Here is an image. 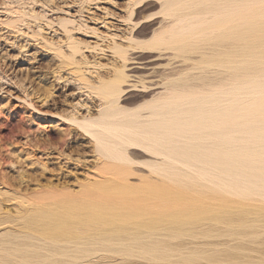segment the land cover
I'll use <instances>...</instances> for the list:
<instances>
[{
    "label": "rangeland",
    "instance_id": "1",
    "mask_svg": "<svg viewBox=\"0 0 264 264\" xmlns=\"http://www.w3.org/2000/svg\"><path fill=\"white\" fill-rule=\"evenodd\" d=\"M132 1L125 3L124 0H0V264H21L19 261L21 259L19 256L14 255L17 253L13 252L18 246L20 250H23L24 248L23 252H27L26 263L50 264L51 261H57L59 264H62L63 262L72 264L70 258L63 256L53 257L52 253L54 250L58 251L59 248L66 249L70 247L73 249L74 246H77L78 244H85L84 241L86 240L87 243L88 241L99 243V240L107 235L113 236V241H116L117 243L119 240H131L137 239L138 237L136 246H138V244L144 245L146 243L152 245V243L154 244L156 241V244L158 245L160 242L161 244L158 246L162 245L164 247V245H166L163 251H166L167 253L169 252V258L167 257L166 259L165 257L162 261L161 258L160 261H158L159 259L154 262L149 260L146 261L143 257L141 258L140 249L136 248L137 250H134L135 255L133 252L132 257L125 256L127 253L125 252V249L123 250L124 252H122L123 254L120 252L119 254L113 252L111 254V252H107L104 253L105 256L102 254V257H100L99 254L96 257L94 254L91 257V261L93 262L91 264H264V196H262L264 194V183L262 184L259 180L263 179L259 178L260 175H256V177L259 178L257 180L253 173H250L251 175H249V172L245 171L242 173L245 176H241L242 178H245H240L241 182L239 183H241V185L238 184L236 185L238 187L234 186L235 188H232L230 186L232 182L229 181L230 178L223 173V170L221 172V169L219 170L218 168V172L217 167H214L213 169L216 171L209 172V169H213L208 162H206L207 168L204 166L205 160L199 162L198 165L194 163L196 160H191V162L182 158L186 160L185 162H182L183 160L181 157L176 155L175 156L179 159L173 158V160L171 158L170 160V157L174 154L167 159L162 153H155L150 147L148 148V146H150L149 144L143 145L144 143L139 142V144L135 146L137 141L136 143L135 141L132 142L133 145L131 142L128 144L129 141L125 142L126 140L123 141V139L121 142V145L123 146H121L120 149L122 150L123 148H126L127 145L129 148L122 150L123 152L120 150V154H124L126 151V154L123 156L121 155V157L127 156L128 159L115 160V162L114 159H109L108 157H104V155V158H102L101 154H105L106 156V153H104L105 151L101 148L99 149L98 147H95L97 145L94 143L95 141L92 140L93 138L91 139V136L84 135L86 133H84L82 129L78 130L77 128L79 127H74L75 125L72 127V124L70 125L69 121L65 118V121L59 119L61 116L63 118L65 115H67L65 117L68 118V115L70 116L73 114V108H77V106L85 110L91 108V113H94L92 116L93 119L100 117V112L103 115V113L106 114L105 112L108 111V115H111L114 113L113 110L118 111L117 109L119 107H115V105L120 101V105H118L123 108V114H120V116H124L128 121L123 119L124 117H121L122 119L118 116L115 117H118V119H120L119 122L121 123L124 120V122H128L127 124H129L130 127L127 124H123L125 126L121 127L123 134H125H122L123 138L128 140V138H130L129 136L133 137L132 135L134 134L131 133L135 132L134 129L137 128V125L141 126L147 119L149 121V117L153 116L155 118L150 119L149 123L152 122V120L157 121L154 115H150L152 110H149V107L151 108L152 105L154 106L156 104L161 105L159 104L161 100L166 101L168 100L167 98L172 97L173 93L170 92H174V90L171 88H173V85L181 84V82L178 84L176 83L179 78L182 79V81L187 80L185 81L187 83H184L185 86L187 84L186 88L189 89H186L187 92L189 91L190 93L191 88V93L193 92L192 90H194L195 93L197 92V89L199 90L196 94H192L194 95L192 98H196V101L199 97L198 99L203 101L201 103L197 100V104H202V107L197 109H202L200 110L201 114H204V112L206 114L207 110H212L213 107H216V110L218 109L217 112L221 115H224L225 113L228 114L232 109L229 104H231L232 101L234 104L236 102V95H240L243 92V89L238 91L236 86L231 87L230 84H232V81H235L234 71L231 69L230 71L232 72L229 71V68L224 71L223 67L221 68L211 62H209V64L207 63V66L203 68L202 62L198 61L199 58L201 59V57H199L200 55L196 56L194 53L188 51L189 48H192V44L188 41L186 43L183 42L182 44L177 42L183 35L180 37L177 36V39L175 37V40L174 38L173 40L174 42L177 40L176 44H181L179 48H184L185 46L183 44H186L187 48L185 47V49H183L184 52H181L182 50H175L178 49V47H174L175 45L173 43H171V46L173 45L172 50L171 48H167L169 46L168 41V46L163 45L164 43H167L165 41L162 44L163 47L160 45V49L158 45L161 43L159 42L157 45L156 41H154V38L156 37V35H154L155 32L158 37L164 34L163 30L164 32L166 31V34L169 33L171 30L170 28L176 24L174 21L177 20L179 13L180 15L182 14L181 12L186 9V6L190 1L186 4V2H184L186 0H178V9L176 0H168L171 1L168 3L171 5L165 4V1L167 0H164V2L163 0ZM191 1L193 2V0ZM202 1L203 5L204 3L206 5V2H208L210 3L209 5L212 4L215 6L221 0ZM249 1H247V3L245 1V5L241 6L240 0L239 3L238 0H233V13H231L229 17H220V23L214 22L213 24L214 20L210 21V19H214L211 14L210 16H205L206 14L203 16L208 17L209 19H207L206 22V25L208 24L207 28L203 26L202 28H205L206 32L211 34L208 33V35L204 32L205 35H202L203 37L200 38L201 35L199 33L203 34V32L199 31H203L202 28L196 31L198 35H200L199 37L196 32H191L189 34L192 38H196L195 41L199 40V38L201 39L199 41H202L201 44L203 43V45L197 42L195 43V41L193 42V45L199 44L201 46L199 51L201 53L203 51L206 52H203L202 55L207 54L210 58L212 51L210 52L209 50L213 49L214 46L210 45V48H207L211 54L205 48L209 46V43H213V41L211 42L212 39L210 36H212L215 42V37H220L222 35H217V32H211L208 28L211 24H213L211 25V28L212 26L214 27V25H226L227 22H233V25L242 24L248 20L247 16L249 15L254 17H250L252 21L253 19L256 20L259 16L260 20L257 18L255 23H261V20H263L261 15L262 12H264V9L261 10V15H259L260 11L257 10L258 8H264V2H262L263 5L261 4V1L263 0H260V3L255 0L256 4H252L254 0H251L253 1L252 3L250 2L252 5ZM192 2H190L191 4L189 3V5H192ZM172 3L176 4L177 7ZM182 3L183 5L185 3L186 6H183ZM248 3L252 8L249 7V5H246ZM258 4L260 5L258 6ZM180 5L185 8H180ZM189 5L187 7H189ZM253 5H255V7ZM199 6H201L199 7L200 9L202 7L205 9L201 2ZM207 6L206 8L211 7ZM245 6L247 7V10L245 9ZM180 9L183 10L180 11ZM189 9L190 8L187 10L189 11ZM187 10H185V12H187ZM234 12L236 16L234 15ZM251 13H253V16ZM255 14H257V17H255ZM231 15H233L234 18H232ZM230 17L232 20H230ZM170 25L172 27H170ZM262 25H260V29H263L264 25ZM168 26L170 28H168ZM244 33L249 35L252 34V32ZM111 34L115 37H111ZM178 37L180 39H178ZM184 37L186 40L189 38L191 39V37H188L187 35ZM206 41L209 42L208 45L206 44ZM118 43L121 45H118ZM152 44L154 47L156 46V49ZM215 44L216 43H214V45ZM199 45H197L198 48ZM151 46L155 50H153ZM218 49L220 50V47ZM183 57L195 58H190V61L183 63L185 61H183ZM71 59L72 61L76 60L74 61V63L76 62L74 65L73 62H71ZM192 59L193 61L191 62ZM196 59L197 62L194 61ZM204 59L201 60H204L203 63L208 62L206 61L208 60V57ZM195 62H200L201 66L198 67L197 65L199 63L196 64ZM211 66L215 67L211 68ZM137 67L139 68L137 69ZM218 67L219 70L217 69ZM118 68H122V70ZM205 72L207 74H204ZM81 73H83L84 76ZM122 73L123 75L126 74V76L124 75V77H126L125 79H127V81L131 80V82L135 81V79L140 81L142 77H144L142 80H147V78L156 79L159 77L157 81L161 78L162 80L160 79V81H164V83L166 78H168L166 79L167 82L169 80L172 81L175 78L174 80L176 84L174 83V80L172 83L169 81L168 83L166 82L167 84L165 83L162 85V87L164 86V90L157 91L146 88L150 91L145 89V93L144 91L142 92L144 88H142L141 84H138L137 87L139 88L140 86V90L142 89L141 92L137 88L135 90L138 92L123 87L116 96L117 98L120 93H123L119 96V101L115 97V101L113 99L112 102H110L111 100H103L105 97L102 93L104 92L101 91L104 90L106 94L107 90H105V87L107 85L101 87V81L105 80V83L114 84L121 80L119 75ZM127 73L130 74L128 77ZM223 73L227 75H222ZM228 73H233V78L231 76L232 74L229 75ZM256 73L257 75H255ZM131 74L134 78L136 76L137 78L134 79L132 77V79H134L132 80ZM249 74L250 73L240 77L241 80H243L242 78H245L244 80L247 81L252 74L254 77L251 76L249 79H252L254 82V80L258 78V80H255L256 83L258 82V85L248 79L251 86L249 85V88L247 87L244 89V92L246 90V94L244 93L246 96L243 95L242 97L241 94L240 97L238 95L236 102L237 105H232L235 108L236 106L239 108L238 105H241L242 102L247 101V104L250 102V110L256 113H251V116L258 119L252 122L248 121L249 124L251 122L250 125H252L254 122V125L256 126L259 123L262 125L263 122L258 120L260 117L264 120V98H262L264 97V85L260 84V73L252 71L250 76ZM123 75L121 77H123ZM163 75L167 77L165 78ZM204 75L207 76V80H205L206 82H201L202 78L203 80L206 79L204 78ZM228 75L230 78L226 79ZM169 77L172 78V80ZM188 78L190 79L189 81ZM219 79L220 81L223 79L224 84L230 86H225L223 80L221 81L222 84H220L221 82ZM88 81L89 85H93L95 90L98 88L97 90L101 93L96 90L98 93L95 94L94 89V93L92 90L89 91L90 86L86 84ZM169 83H171L172 87H169L170 85L167 86ZM252 83L253 86L257 87H253V89ZM82 84L84 87H87L85 88L86 91H84ZM188 84L190 88L188 87ZM98 85H100V88H103V90L96 87ZM165 85L169 87L167 89V92L169 91V95L166 96L167 98L163 95L164 92L167 93L165 91ZM216 85L225 86L227 88L231 87L230 92H227L230 96L229 98H232V95V99H234V97L235 99H228L226 90L229 89H223V87L220 89ZM259 85H263V87ZM258 86L263 89L257 91V89H259ZM107 87L110 89L111 86L108 85ZM232 88L235 92H231ZM250 88L252 89V93L250 92ZM255 88L257 93H255ZM124 89L127 90L123 91ZM214 89H220L222 92L218 90L217 93ZM212 91L213 94H211ZM214 91L215 94L218 95L217 97L213 96L215 95ZM236 91L238 92L236 93ZM159 92L163 95L161 96V99L159 97ZM259 92H262V94L260 95ZM223 93L226 94L223 95ZM234 93L236 94L235 96L233 95ZM253 93H255V95ZM195 95H197V97ZM248 95H254L252 96L254 99L250 97L252 102L248 101V99L250 100ZM189 96L191 98V95ZM211 96L213 98L215 97V99ZM100 97L103 100L104 105L106 104L104 107L105 111L104 109L101 111L99 110L100 104L103 103ZM218 97L219 99H217ZM226 97L228 99H226V101L230 102L229 104L224 100ZM47 98L48 100L46 101L45 99ZM156 98H159V100ZM190 98H188L189 101L187 100L186 103L195 105L196 102H190L192 99ZM207 98L210 102L212 99L213 102L217 100V102L214 103L215 105L211 102L213 107L212 105H210L211 108L208 106ZM241 98H247V100L242 101ZM204 100L206 102H204ZM108 101L110 104L112 103L111 105L116 103L114 107L109 106V108H114L111 109L112 113L109 112V108V110H106V107H108L107 104L109 103ZM218 102H220V104L217 105L216 103ZM83 103L88 105L85 106ZM223 103L227 105H224ZM69 104L72 107V111ZM221 104L226 106V108ZM189 105L186 107L187 111L188 108L193 106L190 105L189 107ZM198 105L200 106V104ZM217 106L225 108V111L222 112L224 109L221 108V111ZM205 107H207V110ZM203 108L206 111H204ZM152 109L155 108L153 107ZM98 110L100 112H98ZM119 110L121 111L122 109ZM124 110L128 113L124 112ZM191 110L192 108L189 109L188 113ZM197 110L196 108L195 110L193 109L190 113L191 115H188V118L193 117ZM130 111L134 114L138 112L140 115L138 113H136L135 116L133 113V115H130ZM208 112H210V110H208ZM97 113H99L98 117ZM125 113L128 114V117ZM148 113L150 115L149 117ZM233 113H235V117L239 116L238 118H240V120L241 118L246 117V115L242 112H238V110L237 112L234 110ZM257 113L259 117L255 116ZM51 115L52 117H50ZM56 115H59L58 118ZM114 115H118V113H114ZM129 115L134 121L129 118ZM138 115L143 118H148L143 120L142 118H139ZM115 117L112 119L115 120ZM134 117H138L137 119L139 121L142 120L144 122H141V125L138 123L135 124L137 119ZM112 119L110 120L112 121ZM157 119H159L158 116ZM148 121H146L147 123H144L145 127L146 124L148 127L149 125H153V123L149 124ZM130 122H133L134 124H130ZM247 123L244 124L247 125ZM244 124L240 127L241 130L239 132H243V136L245 137L247 135L244 134H248L247 139L249 138V140L245 139L242 136V133H238V138L237 131H235L238 127L235 128V125L233 124V129H235L233 130V135L238 139H235L236 143L230 139V136L232 137V135L229 134L232 133L230 131L231 129L226 128L224 130L225 136L223 139H220V141L218 140L219 145L222 147L218 146V142L217 147H220L222 150L223 146H226L228 149L225 147L223 150L228 151L238 142V144H240V142L243 141L245 142L243 144L249 145L248 141L250 140L252 145H249L251 148L248 146L249 150H253L252 147H255L257 143L260 146L259 134L261 132L264 133V131L260 132L261 128L264 130V125L259 129L260 124L257 128L256 126L250 125H247V128H244ZM143 126H141V128ZM145 127L142 129H145ZM253 127L257 130L253 129ZM141 128H137V130H141ZM226 131L227 133L230 131L228 133L229 136L226 134ZM257 131L259 132L257 133ZM190 132L191 135H193L192 128ZM205 135L201 134V136H203L200 138L201 140L198 139L200 135H194L198 139L196 141L195 138H192L194 136L187 138V136H189L187 133V136L185 135L182 137L183 139L180 138L182 141H184L185 138L183 143L179 140L180 146L184 144L189 147V144L191 146V143L195 144L198 142L195 144V148L197 147L196 149H198L201 146L200 148L202 149L210 143L207 141V135ZM112 138L113 136L111 139ZM108 139L109 138H107V141ZM202 140L208 143L204 142L206 144L204 145ZM255 140L257 143H255ZM231 142H233V145ZM228 144L232 146H229ZM142 145L144 147H142ZM191 147L194 149V146ZM97 148L103 153L98 154L100 151H98ZM188 149V151H190V147ZM192 149L191 151L196 150ZM235 149L237 150L236 146L231 150ZM191 151L188 153H191ZM259 151L261 152V150ZM259 151H256V153L258 154ZM233 153L236 152L234 151ZM59 155L60 157H58ZM185 157L188 158L189 156ZM106 158L108 160H106ZM180 160L182 164L177 162ZM167 162L170 166L167 165ZM172 162L175 163L173 164ZM154 163L165 169L163 170L160 166H153ZM162 163L163 165H161ZM200 163H204L203 166H201L202 164L200 165ZM193 164L196 165V169L192 167L194 166ZM197 166L200 169L206 168L207 173H209L210 176L209 174H207L208 176L206 175V169H203V172L202 169L200 170ZM167 167H172L173 170H169ZM194 170H196V173ZM198 171L201 172L198 173ZM174 173H180L181 176L175 177ZM220 173L222 176H219ZM198 174H202V176L200 175L201 177H199ZM205 175L212 181L207 182L208 179ZM248 175H253L252 177H254L257 182H254V178L249 179L250 177H248ZM220 177L224 179L226 178L227 182L226 179L224 181V179H221ZM215 178H218L219 180ZM244 179L248 184L244 182ZM213 182L215 184L212 186ZM255 185H259V187L257 188ZM239 186H242V189L239 188ZM261 187L263 188L262 191L260 190ZM235 189L237 193L234 192ZM254 189L255 191H259L255 193ZM223 190L226 191L224 192ZM229 191L232 192L233 195H229ZM167 195H169L168 199H166ZM227 217L231 218V222H229ZM195 218L198 219L196 220ZM217 218L223 219L217 221ZM120 235L122 239L119 238ZM54 244H56V247H54ZM27 246L35 248L31 251V247L27 248ZM162 246L161 248H163ZM86 247L91 251L98 250L99 248L98 244H90ZM166 247L168 251L165 250ZM3 248L11 250V255L6 256L8 258L5 261L3 260L5 259ZM82 248L84 249L85 246L83 245ZM34 250L35 252H33ZM165 254L166 253H164V256ZM31 257L32 260L30 261Z\"/></svg>",
    "mask_w": 264,
    "mask_h": 264
},
{
    "label": "bare ground",
    "instance_id": "2",
    "mask_svg": "<svg viewBox=\"0 0 264 264\" xmlns=\"http://www.w3.org/2000/svg\"><path fill=\"white\" fill-rule=\"evenodd\" d=\"M125 1V3H129V2H131L130 0H124ZM168 1V0H167ZM165 1L166 3L165 4H167V5H171V4H168V3H170L171 1ZM173 1V0H172ZM177 1V4H178V0H176ZM180 1V0H179ZM184 1V0H183ZM183 1H181V2H183ZM192 2L191 0H186V1H184V2H186V4H187V2ZM214 1H216V0H214ZM218 1H220V0H218ZM241 2H240V4H241V6L242 5H245V1H246V3H247V1H249V0H240ZM260 0H257L256 2H258V3H260L259 2ZM133 2V1H132ZM163 2H164V0H163ZM175 2V1H174ZM189 2V3H190ZM200 2H201V4H202V6H204L205 5V3H204V5H203V1L202 0H193V2H192V5H189V3L187 4V6L189 5V7H187L186 6V4L184 3V5H183V3H182V5L183 6H186V9L185 10H187L188 8H190L189 9V11L187 10V12H185V10H183L185 7H182V5H180V8H183V9H180V11L181 10H183L181 13V15H180V13H179V16H178V18H177V20H173L174 22H176V24L172 27L171 25L173 24V22H172V24L170 25V27H172V28H170L169 26H168V28H170L171 30L169 31V29H168V31H169V33H167L166 34V31L164 32V30H163V33L165 34H162V35H160L159 37L157 36V33L155 34L154 33V35H156V39L154 38V41H156V43H157V45L159 44V42L161 43V44H159L158 45V47H160V45H162L165 41L167 42H169V46L167 45L168 44V42L167 43H164L163 45L164 46H168L167 48H171V50H172V46H171V43H173L175 46L174 47H178V49H175V50H179V51H181V52H184L183 51V49H185V47L187 48V46H186V44H183L185 47L184 48H179L180 47V45L184 42V43H186L187 41L188 42H190L191 44H192V48H189L188 49V51L189 52H191V53H194L196 56L197 55H200L199 57H201V59L199 60L198 59V61H200V62H202V64H203V68L205 67V66H207V63L209 64V62H211V63H214V64H216L217 66H220L221 68L223 67V69H224V71H226L225 69H228L229 68V71H230V69L232 70V71H234V78H235V81L233 82L232 81V84H230L231 85V87H233V86H236V87H234V88H236L238 91H240V90H242L243 92L241 93L242 94V97H243V95H244V93L246 94V90H245V92H244V89H246L247 87L249 88V85L251 84L249 81H248V79L252 76V77H254L252 74H251V72L252 71H257L258 73H260V76H261V79H260V84H263L264 85V12H262V15H261V10H263L264 8H261V9H259L258 7V10L257 11H260V14L259 15H261V17H262V19L263 20H261V23L260 22H257V23H255L256 22V20H257V18H258V20H260L259 19V16L257 17L256 15L257 14H255V17H257L256 18V20H254L253 19V21H252V19L251 18H254V17H251L250 15L249 16H247V18H248V20L247 21H245V22H243L242 24H235V25H233L234 23L232 22V23H229V22H227V24L226 25H221V26H215L214 25V27L212 26V28H211V25H213L214 24V22L216 23V22H219L220 23V17H222V18H224V16L225 17H229V15L231 14V13H233V0H221L218 4H216L215 6H213L212 4L211 5H209L210 3H208V2H206V5L204 6L205 7V9L202 7L201 9H203V10H201L199 7H201V6H199V4H200ZM252 3L253 1H249V3ZM254 2H255V0H254ZM252 3V4H256V2L255 3ZM262 2H264V0L263 1H261V4H262ZM135 3V2H134ZM176 3V2H175ZM194 3V4H193ZM208 3V4H207ZM238 3H239V0H238ZM246 4V5H249V7H251L252 8V6H250V4ZM172 4H174V3H172ZM181 4V3H180ZM191 4V3H190ZM239 4V5H240ZM251 4V5H252ZM264 4V3H263ZM262 4V5H263ZM127 5V4H126ZM174 5H176V4H174ZM194 5V6H193ZM211 6V7H209V8H206V6ZM237 5V4H236ZM238 5V6H239ZM260 4H258V6H259ZM173 6V5H172ZM190 6H192V7H190ZM207 6V7H208ZM254 7H255V5H253ZM257 6V5H256ZM176 7H177V5H176ZM240 7V6H239ZM246 7V6H245ZM260 7H263V6H260ZM129 8H131V7H129ZM128 8V9H129ZM179 8V4H178V7H177V9ZM244 8V7H243ZM133 9V8H132ZM170 9V8H169ZM237 9H238V7H237ZM246 10H247V7L245 8ZM245 10V11H246ZM253 10V9H252ZM132 11V10H131ZM170 11H172V10H170ZM238 11H239V9H238ZM184 12V13H183ZM251 12V11H250ZM254 12V11H253ZM133 13V12H132ZM171 13V12H170ZM255 13H257V12H255ZM206 14V15H205ZM210 14L212 15V17L214 18V19H210V21H213V24H211V23H209V24H211L210 25V27L208 26V28H209V30L211 31V32H217L218 34L217 35H220V34H222L220 37L219 36H217V37H215V42H214V40H213V38H212V36H210L211 37V42L213 41V45L212 44H210L209 42H207L206 44L208 45V43H209V46L208 47H205L206 49L207 48H210V45L211 46H214V48L213 49H211V50H209V49H207V51L211 54L210 56V58H209V56H207V54H205V55H202V53L204 52H200L199 50H200V45L199 44H195V45H193V42L195 41V39L196 38H192L189 34L192 32H196L198 29L200 30V28H202V26L203 27H206L207 28V25H206V22H207V19H209L208 17H203L204 15L205 16H207V15H209L210 16ZM250 14V13H249ZM253 13H251V15H252ZM234 15H235V12H234ZM247 15V14H246ZM171 16V15H170ZM232 16V18H234L233 17V15H231ZM236 16V15H235ZM242 17H244L243 15H241ZM253 16V15H252ZM131 17V16H130ZM129 17V18H130ZM251 17V18H250ZM174 18V17H173ZM231 18V17H230ZM232 18L230 19V20H232ZM237 19H239V18H237ZM218 20V21H217ZM225 20H227V19H225ZM128 21H130V20H128ZM210 21H208V22H210ZM222 21H224V20H222ZM222 21H221V23H222ZM235 21V20H234ZM240 21V20H239ZM238 21V22H239ZM226 22V21H225ZM237 22V21H236ZM224 23V22H223ZM240 23V22H239ZM263 24V25H262ZM204 25H206V26H204ZM218 25V24H217ZM260 25H262L263 26V29H260L261 27H260ZM212 30H211V29ZM166 30V29H165ZM202 30L203 31H199V32H203V34H201V33H199L200 35H198V33H197V35H198V37L200 36V38L201 37H203L205 34H204V32H206V29L205 28H202ZM208 30V31H209ZM167 31V32H168ZM221 32V33H220ZM244 32H252V34H245ZM159 33V32H158ZM209 33V32H208ZM207 32H206V34H208ZM159 34H161V33H159ZM209 34H211V33H209ZM208 34V35H209ZM181 35H183L182 37H180ZM185 35H187L188 37H191V39L189 38V39H185ZM203 35V36H202ZM213 35V34H212ZM115 37L114 35H112L111 34V37ZM177 36H179L178 37V39H180V40H176L178 43H181V44H179L178 45V43L176 44V41L174 42V40H175V37H176V39H177ZM154 37V36H153ZM187 37V38H188ZM207 37V36H206ZM214 37V36H213ZM173 38H174V40H173ZM199 38V40H201ZM184 39V40H183ZM205 39V38H204ZM218 39V40H217ZM199 40H197V41H195V43L197 42V43H200L201 44V42L202 41H199ZM153 43H155V42H153ZM214 43H216L215 45H214ZM117 45V44H116ZM118 45H121V44H119L118 43ZM117 45V46H118ZM151 45V44H150ZM149 45V46H150ZM153 45V44H152ZM163 45L161 46V47H163ZM177 45V46H176ZM197 45H199V48L197 47ZM201 45H203V43L201 44ZM207 45H205V46H207ZM196 46V47H195ZM121 47V46H120ZM152 47V46H151ZM153 47H154V45H153ZM152 47V48H153ZM156 47V46H155ZM154 47V48H155ZM157 47V48H158ZM161 47H160V49H161ZM220 47V50L218 49ZM153 48V50H155ZM166 48V47H165ZM166 48V49H167ZM72 49H74V48H72ZM163 49V48H162ZM116 50H117V48H116ZM158 50V49H157ZM168 50V49H167ZM202 50V49H201ZM152 51V50H151ZM121 52V51H120ZM119 52V53H120ZM124 53V52H123ZM185 53H188V52H185ZM204 53H206V52H204ZM208 53V54H209ZM74 55V54H73ZM120 55V54H119ZM121 55H122V53H121ZM124 56V55H123ZM126 56V55H125ZM73 57V56H72ZM122 57V56H121ZM206 57H208V60H206V61H208V62H204L205 63V65H204V63H203V61L205 60L204 58H206ZM123 58H125V57H123ZM190 58H195V57H183V63H185L186 61H190ZM197 58V57H196ZM75 59H76V57H75ZM193 59L191 60V62L193 61ZM202 59H204L203 61H201ZM78 60V59H77ZM125 60V59H124ZM74 61H76V60H73L72 61V59H71V62H73V65L76 63H74ZM126 61V60H125ZM124 61V62H125ZM194 61H196L197 62V59L196 60H194ZM195 62V63H196ZM200 62H198V63H196V64H198L197 66L198 67H200L201 65H200ZM139 63V62H138ZM137 63V64H138ZM194 63V62H193ZM79 65V64H78ZM77 65V66H78ZM139 65H140V63H139ZM216 66V67H217ZM195 67H196V65H195ZM198 67H196L197 69H198ZM213 67H215V66H213ZM212 66H211V68H213ZM139 67H137V69H138ZM202 68V67H201ZM202 68V69H203ZM208 68V67H207ZM220 68V69H221ZM118 69H121L122 70V68H118ZM127 69V68H126ZM131 69V68H130ZM129 69V70H130ZM141 69V68H140ZM201 69V70H202ZM210 69V68H209ZM218 70H219V67L217 68ZM222 69V70H223ZM128 70V69H127ZM127 70H126V72H127ZM203 70H205V69H203ZM211 70V69H210ZM162 71V70H161ZM174 71V70H173ZM209 71V70H208ZM207 71V72H208ZM224 71H222V72H224ZM228 71V70H227ZM232 71H230V72H232ZM169 72V71H168ZM167 72V73H168ZM117 73H118V70H117ZM124 73H125V71H124ZM153 73V72H152ZM156 73V72H155ZM173 73V72H172ZM218 73H221V72H218ZM248 73H250L251 74V76H250V74H249V78L247 79V81L246 80H244L245 78H242L243 80H241V78L240 77H242V76H245L246 74L248 75ZM82 75H83V73H81ZM80 74V75H81ZM116 74V73H115ZM119 74H120V72H119ZM170 74V73H169ZM176 74V73H175ZM184 74V73H183ZM204 74H207L206 72L204 73ZM229 74V73H228ZM230 74H232L231 76H232V78H233V73H230ZM229 74V75H230ZM123 75V73L121 74V75H119L120 76V78H121V80L120 81H118V82H116V83H114V84H108V83H105L106 81L104 80V81H101L102 82V85H101V87L102 86H104V85H110L111 87H110V89H109V87H105V90H107V92H106V94H105V91L103 90V88L101 89L100 88V85H98V86H96V87H99L101 90H103V91H101V92H104V93H102V95H104V99L103 100H111L110 102H112V100L114 99V101H115V98H116V96H117V93H119L120 92V90L124 87V88H130V89H133V90H135L137 87H138V84H141V86H142V88H144L143 90H142V92L146 89V88H150V90H162L163 88H164V86L162 87V85H164L167 81H166V79H168V78H166L164 75V77L166 78L165 79V83H164V81H160V79H159V81H157V79L159 78H156V79H154V78H147V80H142V79H144V77H142V79H140V81H137L135 78H137V76L134 78L133 77V75L131 74V79H132V77L135 79V81H132L131 82V80L129 81H127V79H125L126 77H124V75L126 76V74H124L123 75V77H121ZM130 74H128L127 73V77L129 76ZM201 75V74H200ZM222 75H227V74H222ZM229 75H228V77H226V79L228 78H230L229 77ZM255 75H257V73L255 74ZM84 76V75H83ZM116 76V75H115ZM118 76V77H119ZM152 76V75H151ZM185 76V75H184ZM187 76V75H186ZM189 76V75H188ZM192 76V75H191ZM205 77L204 78H206V79H204L203 80V78H202V81L201 82H203V81H205V80H207V76L206 75H204ZM219 76H220V74H219ZM161 77V76H160ZM164 77H163V79H164ZM201 77H202V75H201ZM201 77H200V79H201ZM209 77V76H208ZM225 77V76H224ZM82 78H84V77H82ZM117 78V77H116ZM119 78V79H120ZM170 78V77H169ZM220 78V77H219ZM223 78V77H222ZM101 79V78H100ZM110 79V78H109ZM118 79V78H117ZM116 79V80H117ZM129 79H130V77H129ZM134 79H132V80H134ZM171 80H172V78H170ZM175 79V78H174ZM173 79V80H174ZM187 79V78H186ZM209 79V78H208ZM218 79V78H217ZM86 80V79H85ZM84 80V81H85ZM88 80V79H87ZM90 80V79H89ZM115 80V81H116ZM162 80V79H161ZM173 80L172 81H170L171 83L173 82ZM190 79L188 78V81H189ZM216 80V79H215ZM223 80V79H222ZM221 80V81H222ZM224 80H225V78H224ZM224 80H223V84H224ZM234 80V79H233ZM249 80H251L252 81V79H249ZM255 80H258V78L257 79H255ZM254 80V82L253 83H256V81ZM113 81V80H112ZM168 81V82H169ZM185 81H187V80H184V81H182V79H177V81H176V83L178 84L179 82H181V84L179 83L178 85H173V88H171L172 90H174V92H172L170 89V93H173V95H172V97H170V98H167L166 96L167 95H169L168 94V92H167V89L169 88V87H172V85H171V83H169L167 86H169V87H167L166 85V89H165V91L167 92V93H163V95H165V97L168 99V100H166V101H164V100H161L160 102H159V104H161V105H158V104H156V105H152L155 109H152L153 107L151 106V108L149 107V110H152V114L150 113V115H154L155 117H156V120L157 121H154V120H152V122H150V123H153V125L152 126H150L149 125V127H150V129H149V127L147 126V124H146V127H147V129H146V127H145V122L146 121H148V119L144 122V121H139L137 118L138 117H134L135 119H137V121H135L136 123L135 124H140L141 122H144L143 124H144V126H143V124L141 125V126H143V127H145V129H146V131H145V129H142L141 128V126H139V125H137V128H141V130H137V128H135L134 130H135V132H133V133H131V134H134V135H132L133 137H131V136H129L130 138H128L127 136V138H128V140L126 139V138H123V136H122V134H123V132H122V129H121V127H124L128 122H124L126 119H125V117L124 116H120V114H123V108L122 107H120L119 105V96H121V94H123V93H120V95H118V97L116 98L119 102L116 104V103H114V101H113V105H111L110 104V102L107 104L108 105V107H106L107 109L106 110H109L110 109V113H112V111H111V109H114V108H109V106H113L114 107V105H115V107H119L117 110L118 111H120L119 109H122L120 112H118V111H115V110H113V112L115 113V114H117L118 113V115H114V113H112L111 115L109 114L108 115V111H106L105 113L107 114H104L103 113V115H102V113L100 112L102 109H104V111H105V105H104V102H103V100L101 99V97H100V99L102 100V102L103 103H101L100 104V111L98 110V112H100V114L99 113H97V117H98V114H99V116L100 117H98V118H96V119H93L92 118V116H93V114L91 113V108L90 109H87V110H85V109H82V108H80V107H78L77 106V108H73L74 109V112H73V114H71L70 116L68 115V118L67 117H65V116H67V115H63L64 117L62 118V116L59 118L60 120L61 119H63L64 121H65V119L66 120H68L69 121V123H70V125L73 127V125H75L74 127H79V128H77L78 130L79 129H82L83 131H84V133H86V134H84V135H89V136H91L90 138L92 139V140H94L93 142L97 145V146H95V147H98L99 149L101 148L103 151H105L104 153H106V156H105V154H101V153H103V152H101V150H99L98 148V151H100V152H98V154L100 153L101 155H102V158H104V157H108L109 159L111 158L112 160L114 159V161L115 160H121V159H128L127 158V156H125V157H121V155L123 156L124 154H126V151L124 152V154L122 153V154H120V147L121 146H123V145H121V142H122V139H123V141H125V142H127V141H129L128 142V144H130V142L132 143V142H134L135 141V143H136V141H137V143L135 144V146L136 145H138L139 144V142H141V143H144L143 145H145V144H149L150 146H148V148L150 147L151 148V150L152 151H155V153L157 152V153H159V154H163L164 156H165V158H167V159H169V157L172 155V154H174V155H172L171 157H170V160H171V158L173 159V158H177V159H179L178 157H181V159L182 158H185V159H187V161H198V160H200V161H198V162H194V163H196L197 165L199 164V162H201L202 160L204 161V163H205V165L204 166H206V162H208L209 163V165H210V167H212V169L214 168V167H217V170H218V168H219V170L221 169V172H222V170H223V173L224 174H226L229 178H230V180L229 181H231L232 183H231V187L232 188H235V187H238V186H236V185H241V183H239V182H241L240 181V178L241 179H243V178H245V177H241L243 174V172H245V171H248L249 172V175H251L252 173L255 175V177H256V175H260V177L259 178H263V179H259V178H257V180L259 179L261 182H262V184L264 183V133H262L261 131H264V130H262V128L260 129V127L261 126H263L264 124V120H262V117H260V119L258 120V121H260V122H263L262 123V125L260 124V126H259V124L257 125V126H259V129H260V134H259V140H260V146L258 145V143H257V139L255 140V143H257V145L255 146V147H252L253 148V150L252 149H250L249 150V147L251 148V146H249L251 143H250V141H248L249 143V145H247V144H243V143H245V142H240V144H238V146H237V144L235 145H233V142H231V144L235 147H237V150L235 149V150H231L232 148L234 149V147H232V148H230V150H228V151H226V150H223V148L225 149V147L223 146V148H222V150L220 149V147H222V146H220L219 145V142H218V140L220 141V139H223V137L225 136V133H224V130L226 129V128H230L231 130V132L232 133H229V134H231L232 135V137L230 136V139L232 140V141H235V143H236V140H238L237 138H236V136L234 137V135H233V130H235V129H233V126L235 125V128L236 127H238V129L237 130H235V131H237L236 133H237V135H238V133H242V136H243V132H239L241 129H240V127H242V124H244V123H247L248 121H254V120H257V119H255V117H252L251 116V113H253L254 111H252V110H250V106H251V104H250V102H249V104H247V98H248V96H249V98L250 97H252V96H254L255 95V93H257L256 92V88H255V93H253L254 95H248L247 96V98L246 99H242L241 98V100L243 101H246V102H242L241 100H239L240 102H242V104L241 105H238V107L239 108H237V106H236V108L233 106V105H237L236 104V102H237V96L239 95V94H233L234 96L236 95V102L233 104V101L231 102V104H229L230 102H228V101H226V99H227V97L224 99L226 102H228V104L229 105H231L230 106V108H232L230 111L228 110V109H226V110H228L229 112H228V114L227 113H225L224 115H221V114H219V112H217V110H216V107H213V105L211 104V102L214 104L215 102H217V100L216 101H214L213 102V99H215V97H217L218 95L217 94H215V91L218 93V90H220L222 87H223V89L224 88H227V87H229L227 84L225 85V86H227V87H225V86H221V85H216L217 87H219L220 89H214L215 91H214V94L215 95H213V96H215L212 100H211V102H210V100H208V98H207V100H208V102L210 103H208L207 102V104H208V106H210V105H212V110L211 109H208V110H210V112H208V110H207V107H205L206 108V110H207V112H206V114H205V112L204 111H206L204 108V114L202 113H200L201 111L200 110H202L201 108H200V110H197L199 107H202L201 105V103L203 102L202 100L200 101V99H198L197 98V100H199L198 102H201V103H198V104H200V106L197 104V100L195 101V99H194V97L192 98V96H194V95H192V94H196L199 90L197 89V92L195 93V91L194 90H192L193 92L191 93V89H190V93H189V91L187 92V90L186 89H188V88H186V86H187V84H186V86H185V84L184 83H187V82H185ZM219 81H220V79H219ZM220 81V82H221ZM226 81V80H225ZM230 81V80H229ZM83 82V81H82ZM163 82V83H162ZM167 82V83H168ZM206 82V81H205ZM227 82H228V80H227ZM231 82V81H230ZM89 83V81L88 82H86V84L87 85H89L88 84ZM105 83V84H104ZM112 83V82H111ZM166 83V84H167ZM174 83H175V80H174ZM173 83V84H174ZM175 83V84H176ZM213 83H214V81H213ZM215 83H216V81H215ZM219 83V82H218ZM253 83H252V88L253 87H257V86H253ZM258 83V82H257ZM256 83V84H257ZM83 84L85 85V83L83 82ZM82 84V85H83ZM93 84V83H92ZM97 84V83H96ZM98 84H99V82H98ZM101 84V83H100ZM196 84V83H195ZM220 84H222V82L220 83ZM234 84V85H233ZM84 85H83V87H84ZM86 85V86H87ZM258 85V84H257ZM263 85H259V86H262L263 87ZM90 87L92 86L93 87V85H89ZM88 86V87H89ZM191 86V85H190ZM251 86V85H250ZM259 86H258V88H259ZM79 87V86H78ZM89 87V91H91L92 90V92L95 90L94 89V87L92 88H90ZM95 87V88H96ZM188 87H189V84H188ZM230 87V88H231ZM85 88H87V87H84V91H86V89ZM109 90H108V89ZM179 90H178V89ZM190 88V87H189ZM211 88V87H210ZM230 88H227V89H229V90H226V93L228 94V92L227 91H229L230 92ZM81 89V88H80ZM94 89V90H93ZM98 89V88H97ZM96 89V90H97ZM138 90H140V86H139V88H137ZM211 89H213V88H211ZM233 89V88H232ZM231 89V92H235L234 91V89L232 90ZM254 89V88H253ZM260 89H263V88H259V89H257V91L259 90V91H261ZM88 90V89H87ZM96 90L94 91L95 92V94H97L98 92H96ZM125 90H127V89H124L123 91H125ZM129 90V89H128ZM141 90H140V92H141ZM146 90H149V89H146ZM149 90V91H150ZM164 90V89H163ZM189 90V89H188ZM224 90V91H225ZM252 89L250 88V92L252 93V91H251ZM82 91V90H81ZM132 91V90H131ZM135 91H137V90H135ZM221 92H222V90H220ZM219 91V92H220ZM238 91H236V93L238 92ZM91 92V93H92ZM93 92V93H94ZM101 92H99V93H101ZM122 92V91H121ZM138 92V91H137ZM160 92H162V91H160ZM159 92V93H160ZM248 92V91H247ZM249 92V93H250ZM253 92H254V90H253ZM90 93V92H89ZM144 93H145V91H144ZM158 93V94H159ZM199 93H201V92H199ZM226 93H223V95L224 94H226ZM260 93V95L262 94V92H259ZM156 94V93H155ZM202 94V93H201ZM200 94V95H201ZM211 94H213V91L211 92ZM230 94H232V93H230ZM241 94L239 95L240 97H241ZM101 95V96H102ZM162 95V93H160L159 94V97H160V99H161V96H163ZM189 95H191V98L192 99H194V100H192L191 98H190V96ZM208 95V94H207ZM222 95V94H221ZM257 95V94H256ZM98 96H100V95H98ZM157 96V95H156ZM186 96H188V97H186ZM196 97H197V95H195ZM198 96H199V94H198ZM204 96V95H203ZM202 96V97H203ZM210 96V95H209ZM209 96H207V97H209ZM225 96H227V95H225ZM224 96V97H225ZM244 96H246V95H244ZM259 96V95H258ZM263 96V95H262ZM261 96V97H262ZM115 97V98H114ZM223 97V98H224ZM230 96H229V94H228V99H231V100H234L235 99V97H234V99H232L233 98V96L231 95V97L232 98H229ZM155 98V97H154ZM164 98V97H163ZM186 98V99H185ZM188 98H190L191 100H190V102H196V106L194 105V104H191V103H189L190 105H193L194 106V108H193V106L192 107H190V105L188 104V103H186V101L188 100L189 101V99ZM258 98V97H257ZM256 98V99H257ZM262 98H264V97H262ZM157 99V98H156ZM201 99H204V98H201ZM210 99V98H209ZM217 99H219V97L217 98ZM227 99V100H228ZM238 99H239V97H238ZM252 99H254L253 97H252ZM259 99H261V98H259ZM258 99V100H259ZM46 101L48 100V98L47 99H45ZM44 100V101H45ZM49 100H50V98H49ZM100 100V101H101ZM153 100H155V99H153ZM157 100H159V98L157 99ZM224 100H222V101H224ZM264 100V99H263ZM164 101V102H163ZM224 101V102H225ZM230 101V100H229ZM248 101H251L252 102V100H251V98H250V100L248 99ZM88 102V101H87ZM117 102V101H116ZM153 102H155V101H153ZM204 102H206L205 100H204ZM225 102V103H226ZM239 102V103H240ZM243 103H245V104H243ZM259 103V102H258ZM46 104H48V103H46ZM53 104V103H52ZM75 104V103H74ZM85 106L86 105H88V104H85V103H83ZM83 104H82V106H83ZM119 104V105H118ZM186 104H188L189 105V107L190 108H188V111H189V109H191L192 108V110L194 109L195 110V108H196V113H194L195 115L193 116V117H190V118H188V115L191 113V111L188 113V111H187V109H186V107L188 106V105H186ZM206 104V103H205ZM217 105L218 104H220V102H218V103H216ZM224 104V103H223ZM221 104L222 106H224V105H227V104ZM233 104V105H232ZM253 104V103H252ZM255 104V103H254ZM263 104H264V102H263ZM43 105V104H42ZM44 105H45V103H44ZM55 105H56V103H55ZM70 105V104H69ZM78 105H80V104H78ZM203 105H204V103H203ZM215 105V104H214ZM256 105V104H255ZM259 105V104H258ZM260 105H261V102H260ZM156 106V107H155ZM205 106V105H204ZM207 106V105H206ZM70 107H71V105H70ZM92 107V106H91ZM103 107V108H102ZM225 108H226V106H224ZM229 107V106H228ZM233 107H234V109H233ZM261 107H262V105H261ZM85 108V107H84ZM97 108V107H96ZM95 108V109H96ZM109 108V109H108ZM210 108H211V106H210ZM217 108H220V110L222 111V109H224L222 112H224L225 111V108H222V107H218L217 106ZM222 108V109H221ZM253 108V107H252ZM254 108H256V107H254ZM116 109V108H115ZM263 109H264V107H263ZM68 110V109H67ZM70 110V109H69ZM235 110V112H237V110H238V112H242L244 115H246V117H244V116H242V117H244V118H241V120H240V118H238V117H235L234 115H235V113H233V111ZM258 110H260V109H258ZM262 110V109H261ZM66 111V110H65ZM71 111H72V107H71ZM70 111V112H71ZM97 111V110H96ZM250 111H252V112H250ZM68 112V111H67ZM103 112V111H102ZM117 112V113H116ZM122 112V113H121ZM124 112H126V113H128L127 111H125L124 110ZM149 112V111H148ZM194 112V111H193ZM257 112V111H256ZM69 113V112H68ZM125 113V114H126ZM133 113V112H132ZM131 113V111H130V115L132 114ZM136 113H138V112H136ZM135 113V114H136ZM221 113V112H220ZM259 113H260V111H259ZM48 114H50V113H48ZM134 114V113H133ZM132 114V115H133ZM135 114H134V116H135ZM139 114V113H138ZM193 114V113H192ZM237 114H239V113H237ZM253 114H256L255 112L253 113ZM53 115V114H52ZM52 115L50 116V117H52ZM106 115V116H105ZM114 115V116H113ZM127 115V117H128V114H126ZM125 115V116H126ZM130 115H129V118H130ZM140 115V114H139ZM138 115V116H139ZM142 115V114H141ZM149 115V113H148V117L150 116ZM191 115V114H190ZM54 116V115H53ZM58 116L59 115H56V117L58 118ZM95 116V115H94ZM115 116H118L120 119H122L123 117V119H125L124 121H122V123L121 122H119V120L120 119H118V117H115ZM137 116V115H136ZM157 116H158V118L159 119H157ZM255 116H258V113H257V115H255ZM262 116H263V114H262ZM113 117H115V120L114 119H112ZM122 117V118H121ZM145 117V116H144ZM148 117H145V118H148ZM151 117H153V116H151ZM151 117H149L150 119H155L154 117L153 118H151ZM259 117V116H258ZM65 118V119H64ZM139 118H142L143 120L145 119V118H143L142 116L140 117L139 116ZM110 119H112V121L110 120ZM128 119V118H127ZM130 119H132L133 120V118L131 117ZM150 119H149V121H150ZM264 119V118H263ZM118 120V121H117ZM132 120H130V121H132ZM67 121V122H68ZM126 121H128V120H126ZM134 121V120H133ZM139 121V122H138ZM149 121H148V123H149ZM154 121V122H153ZM67 122H65V123H67ZM124 122V123H123ZM251 122H250V124H251ZM256 122V121H255ZM68 123V124H69ZM147 123V122H146ZM149 123V124H150ZM225 123V124H224ZM123 124H125V125H123ZM130 124H134L133 122H130ZM234 124V125H233ZM249 124V122L247 123V125L249 126L250 125ZM69 125V126H70ZM121 125H123V126H121ZM128 126H129V124H127ZM245 125V124H244ZM247 125H245L244 126V128L247 126ZM127 126V127H128ZM139 126V127H138ZM250 126H256V125H254V122L252 123V125H250ZM257 126H256V128H257ZM130 127V126H129ZM128 127V128H129ZM191 128H192V134L193 135H191ZM247 128V127H246ZM256 128H254L253 127V129H256ZM133 129V128H132ZM74 130V129H73ZM130 130V129H129ZM128 130V131H129ZM137 130V131H136ZM257 130V129H256ZM81 131V130H80ZM124 131H125V129H124ZM189 132H190V134H189ZM259 131H257V133H258ZM125 133V132H124ZM127 133V132H126ZM187 133H188V135L189 136H187ZM227 133V131H226V134H228ZM235 133V132H234ZM235 133V134H236ZM245 133V132H244ZM250 133V132H249ZM255 133V132H254ZM253 133V134H254ZM82 134V133H81ZM201 134L202 135H207V141L208 142H210V143H208V142H206V141H203L202 140V142H203V144L204 145H206L204 142H206V143H208V145L207 146H204L202 149L199 147L198 149H196L195 148V144H197V143H191L192 145L191 146H194L193 148L194 149H196V150H194V149H192V147L190 146V144H189V147H190V151H191V149L192 150H194V151H191V153H188V152H190V151H188L189 149V147L188 146H185L184 144V146L185 147H188V148H185L182 144V146H180V141L179 140H181V139H183L182 137H184L185 135L187 136V138L188 137H192V136H199L200 135V137H198V139H200L201 137H203V136H201ZM229 134H228V136H229ZM113 136V138L111 139V137ZM123 135H125V134H123ZM128 135V134H127ZM205 135V136H206ZM244 135H247L248 136V134H244ZM258 135V134H257ZM256 135V136H257ZM192 137V138H195L196 139V141L198 140L196 137ZM247 136L245 137V136H243L245 139H247ZM254 136V135H253ZM125 137V136H124ZM222 137V138H221ZM233 137H234V140H233ZM89 138V137H88ZM89 138V139H90ZM107 138H109L108 139V141H107ZM181 138V139H180ZM187 138H186V140H187ZM238 138H239V135H238ZM251 138V137H250ZM114 139V140H113ZM190 139V138H189ZM236 139V140H235ZM111 140H113V141H111ZM201 140V139H200ZM224 140H225V138H224ZM224 140H223V142H224ZM241 140V139H240ZM247 140H249V138L247 139ZM182 141V140H181ZM184 141H185V138H184ZM184 141H182V143L184 142ZM179 142V143H178ZM186 142H188V141H186ZM190 142H192V141H190ZM217 142H218V146H220L219 148L217 147ZM222 142V143H223ZM227 142V141H226ZM247 142V141H246ZM124 143V142H123ZM141 143H140V145H141ZM228 143V142H227ZM226 143V144H227ZM133 144V143H132ZM221 144V143H220ZM229 144H230V142H229ZM228 144V145H229ZM126 145V144H125ZM134 145V144H133ZM133 145H131V146H133ZM142 145V147H144ZM188 145V144H187ZM223 145V144H222ZM232 145H229V146H232ZM247 145V146H246ZM252 145V144H251ZM128 146V145H127ZM126 146V148H123L122 150H124V149H128L129 147H127ZM130 146V145H129ZM198 146H199V144H198ZM228 146V147H229ZM248 147V148H246V147ZM259 147V148H258ZM46 148V147H45ZM227 148V147H226ZM258 148V149H257ZM50 149V148H49ZM187 149V150H186ZM228 149V148H227ZM257 149V150H256ZM121 150V152H123ZM258 152L259 150H261V152L259 151V153L257 154L256 153V151ZM46 151V150H45ZM236 152V153H233V152ZM61 152V151H60ZM50 153V152H49ZM49 155V154H48ZM103 155H104V157H103ZM178 156V157H176V156ZM98 156H100V155H98ZM173 156H175V157H173ZM185 156H189L188 158H186ZM191 156H192V158H191ZM18 157V156H17ZM40 157V156H39ZM58 157H60V155L58 156ZM53 158V157H52ZM101 158V157H100ZM189 158H191V159H189ZM59 159V158H58ZM61 159V158H60ZM189 159V160H188ZM77 160V159H76ZM106 160H108L107 158H106ZM163 160H164V157H163ZM174 160V159H173ZM183 161L182 162H185L186 160H184V159H182ZM20 161V160H19ZM123 161H125V160H123ZM122 161V162H123ZM166 161V160H165ZM191 161V162H192ZM116 162V161H115ZM164 162V161H163ZM178 163H181L182 164V162H181V160L180 161H177ZM118 163V162H117ZM165 163V162H164ZM173 163V162H172ZM175 163V162H174ZM173 163V164H174ZM190 163V162H189ZM203 163V164H204ZM166 164V163H165ZM191 164V163H190ZM202 163H200V165H201ZM203 164L201 165V166H203ZM156 165V163H154V165L153 166H155ZM161 165H163V163L161 164ZM167 165H169L168 164V162H167ZM167 165H165V166H167ZM192 165V164H191ZM194 166H192V167H194V169H196L195 167H196V165L195 164H193ZM200 165H199V167H200ZM60 166V165H59ZM157 166V165H156ZM158 166H160V165H158ZM157 166V167H158ZM164 166V167H165ZM170 166V165H169ZM184 166V165H183ZM160 167H162V166H160ZM191 167V166H190ZM198 167V166H197ZM198 167V168H199ZM46 168V167H45ZM167 168H169V167H167ZM185 168V167H184ZM206 168H207V166H206ZM205 168V169H206ZM160 169V168H159ZM162 169H163V167H162ZM165 169V168H164ZM163 169V170H164ZM173 170V168L172 167H170L169 168V170ZM175 169V168H174ZM200 169V168H199ZM202 169V171H203V169L204 168H201ZM200 169V170H201ZM204 169V170H205ZM209 169V168H208ZM161 170V169H160ZM159 170V171H160ZM162 170V171H163ZM185 170V169H184ZM183 170V171H184ZM215 169H213V170H210L209 169V172L211 171H214ZM219 170H218V172H219ZM61 171V170H60ZM119 171V170H118ZM179 171V170H178ZM187 171V170H186ZM189 171H191V170H189ZM196 170H194V172H195ZM206 171V175L207 174H209V173H207V169L205 170ZM216 171V170H215ZM166 172V171H165ZM192 172H193V170H192ZM199 172H201V171H198V173ZM204 172V171H203ZM202 172V173H203ZM162 173H164V172H162ZM182 173V172H181ZM196 173V172H195ZM214 173V172H213ZM251 173V174H250ZM175 174V173H174ZM177 174V173H176ZM175 174V177L177 176V177H180L181 175H180V173L179 174H177L176 175ZM183 174V173H182ZM191 174V173H190ZM205 174V173H204ZM216 174H219V173H216ZM173 175V174H172ZM179 175V176H178ZM184 175V174H183ZM193 175V174H192ZM194 175H197V174H194ZM199 175V174H198ZM201 176H202V174H200ZM199 175V177H201ZM205 175V176H206ZM226 175H225V177H226ZM248 175V177H250L249 179H253L254 177H252V176H249ZM171 176V175H170ZM187 176V175H186ZM205 176H204V178H205ZM208 176V175H207ZM206 176V177H207ZM209 176H210V174H209ZM218 176V175H217ZM219 176H222L221 175V173H220V175ZM219 176H218V178H219ZM243 176H245V175H243ZM262 176V177H261ZM189 177V176H188ZM192 177V176H191ZM196 177H198V176H196ZM195 177V179L197 180V178ZM214 177H216V176H214ZM203 178V179H204ZM209 177H207V179H208ZM210 178H212V177H210ZM218 178H215V179H218ZM221 178V177H220ZM221 179H224V178H221ZM226 179V178H225ZM225 179H224V181H225ZM206 180V179H205ZM219 180V179H218ZM254 180V182H257V181H255L256 179L254 178L253 179ZM208 181H212V180H210V179H208L207 180V182ZM234 181V182H233ZM248 181V180H247ZM252 181V180H251ZM226 182H227V179H226ZM244 182H246L245 181V179H244ZM253 182V183H254ZM261 182H259V183H261ZM247 183V182H246ZM213 184H215L214 182L212 183V186H213ZM217 184H219V183H217ZM216 184V185H217ZM229 184V183H228ZM243 184V183H242ZM248 184V183H247ZM255 184V183H254ZM262 184H259V185H262ZM49 185V184H48ZM222 185H224V184H222ZM252 185V184H251ZM257 185V184H256ZM255 185V187H259V185L258 186H256ZM221 186V185H220ZM227 186H229V185H227ZM235 186V187H234ZM244 186V185H243ZM246 186V185H245ZM217 187V186H216ZM225 187V186H224ZM230 187V188H231ZM242 186H239V188H241ZM264 187V186H263ZM218 189H220V188H218ZM242 189V188H241ZM262 187H261V191H262ZM246 190V189H245ZM250 190V189H249ZM253 190V189H252ZM224 191V190H223ZM226 191V190H225ZM224 191V192H225ZM228 191V190H227ZM240 191V190H239ZM242 191V190H241ZM254 191H255V189H254ZM253 191V192H254ZM259 190H256L255 191V193L256 192H258ZM215 192V191H214ZM230 192V191H229ZM228 192V194L230 195H233V193L232 192H230L229 193ZM234 192H236L237 193V191H236V189H235V191ZM251 192V191H250ZM239 193H241V192H239ZM264 193V192H263ZM247 194V193H246ZM250 194V193H249ZM243 195H244V192H243ZM250 195H252V194H250ZM260 195H261V192H260ZM169 195H167L166 197V199H168L169 197H168ZM262 196H264V194L262 195ZM165 197V196H164ZM216 198V197H215ZM221 200V199H220ZM168 202V201H167ZM222 203V202H221ZM221 207H223V206H221ZM222 210V209H221ZM202 213H204V212H202ZM220 213V212H219ZM219 213H217V214H219ZM201 214V213H200ZM222 214V213H221ZM225 214V213H224ZM229 216V215H228ZM218 217H219V215H218ZM199 218V217H198ZM197 218V219H198ZM228 218V220H229V222H231L230 221V219L231 218H229V217H227ZM196 219V218H195ZM196 219V220H197ZM221 219H223V218H217V221H219V220H221ZM225 219V218H224ZM233 220V219H232ZM193 221V220H192ZM195 222H197V221H195ZM173 228V227H172ZM57 233V232H56ZM128 233V232H127ZM121 234V233H120ZM58 235V234H57ZM80 235H83V234H80ZM87 235V234H86ZM112 235V234H111ZM115 235V234H114ZM117 235V234H116ZM124 235H126V234H124ZM123 235V236H124ZM60 236V235H59ZM132 236V235H131ZM117 238V237H116ZM119 238H121V235L119 236ZM91 239V238H90ZM112 239V240H111ZM122 239V238H121ZM124 240V239H123ZM129 239H127V240H124V241H120L119 240V242L117 243L116 241H113V236H109V235H107V236H105V237H103V238H101V240H99L98 242L99 243H93V242H89L88 241V243H87V240L86 241H84V243L85 244H78L77 246H74V248L73 249H71L70 247L69 248H66V249H60L59 247V249H58V251L57 250H54V252L52 253V255H53V257H56V256H63V257H66V258H70L71 259V262H72V264H91V263H93L92 261H91V257H92V255H96V257H97V255L99 254V256L100 257H102L103 255L102 254H104V253H107V252H111V254H112V252L113 253H118L119 254V252L120 253H122V252H124L123 250L125 249V252H127L126 254H125V256L127 257H132V253L134 252V250L136 249V248H139L140 249V251H141V258L143 257L146 261L147 260H149V261H157L158 259V261H160V258H161V261H162V259H165V257H166V259H167V257L169 258V252L167 253L166 251L164 252L163 250H164V247L166 246V245H164V247L163 248H161V246H158L159 244H161L160 242L158 243V245L156 244V242L153 244L152 243V245H149L148 243H146V244H144V245H140V244H138V246H136L137 245V241H138V237H137V239H131V240H129ZM48 242V241H47ZM113 242V243H112ZM69 243V242H68ZM142 243V242H141ZM6 244V243H5ZM92 245V244H94V245H96V244H98V246H99V248H98V250H93V251H91V250H89V248L88 247H86V246H88V245ZM56 244H54V247H56L55 246ZM85 246V248L83 249L82 248V246ZM146 245V246H145ZM2 246V245H1ZM167 246H168V244H167ZM4 247H5V245H4ZM19 247V246H18ZM18 247H16L15 248V251L13 250V252H15V253H17V254H14V255H17V256H19V258L21 259V260H19L20 262H21V264H29V263H31V262H29V261H27V262H29V263H26V253L25 252H23V250H24V248H23V250H20ZM29 246H27V248H28ZM31 247V246H30ZM29 247V248H30ZM53 247V248H54ZM122 247V248H121ZM26 248V247H25ZM33 248H35V247H33ZM32 247H31V251H32V249H33ZM174 248H175V246H174ZM22 249V248H21ZM2 250V249H1ZM36 250H37V248H36ZM137 250V249H136ZM165 250H167L168 251V249H167V247L165 248ZM3 251L5 252V259H3L4 261L8 258V257H6V256H10L11 255V250L10 249H6V248H3ZM52 251V250H51ZM50 251V252H51ZM3 252V253H4ZM33 252H35V250L33 251ZM137 252V251H136ZM32 253V252H31ZM164 253H166L167 254V256H166V254H165V256H164ZM30 254V253H29ZM33 254V253H32ZM31 254V255H32ZM123 254V253H122ZM169 254V255H168ZM1 255H2V253H1ZM51 255V256H52ZM134 255H135V252H134ZM162 255H163V257H162ZM30 256V255H29ZM104 256H105V254H104ZM138 256V255H137ZM13 257V256H12ZM11 257V258H12ZM95 257V256H94ZM126 257H124V258H126ZM2 258H4V257H2ZM34 259V258H33ZM47 259V258H46ZM99 259H101V258H99ZM11 260V259H10ZM9 260V261H10ZM32 260V257H31V259H30V261ZM49 260H50V258H49ZM79 261H80V263H79ZM8 262V261H7ZM12 262V261H11ZM36 262V261H35ZM5 263V262H4ZM10 263V262H9ZM38 263V262H37ZM36 264V263H35ZM50 264H59V263H57V261H51V263ZM61 264V263H60ZM62 264H68V262H66V263H62ZM71 264V263H70Z\"/></svg>",
    "mask_w": 264,
    "mask_h": 264
}]
</instances>
